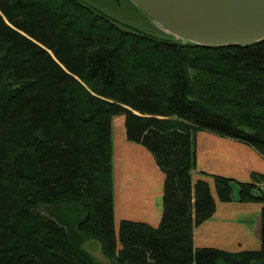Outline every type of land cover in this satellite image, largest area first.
Returning <instances> with one entry per match:
<instances>
[{"label":"trees","instance_id":"1","mask_svg":"<svg viewBox=\"0 0 264 264\" xmlns=\"http://www.w3.org/2000/svg\"><path fill=\"white\" fill-rule=\"evenodd\" d=\"M114 117L164 175L157 227L123 220L115 232ZM198 132L264 157V41L202 47L122 27L80 0H0V264H98L87 238L114 264H264L263 175L212 176L219 202L236 187L238 203L262 204L259 249L193 247L215 212L207 182L191 180Z\"/></svg>","mask_w":264,"mask_h":264},{"label":"crops","instance_id":"2","mask_svg":"<svg viewBox=\"0 0 264 264\" xmlns=\"http://www.w3.org/2000/svg\"><path fill=\"white\" fill-rule=\"evenodd\" d=\"M113 221L116 232L120 221L159 225L162 215L164 175L151 154L141 145L127 141L123 117L111 123ZM264 176V157L253 148L211 133L195 137V168L192 183L207 182L215 201V212L193 229V247L214 248L225 252L258 250L262 204L217 200L212 176L247 183L251 175Z\"/></svg>","mask_w":264,"mask_h":264},{"label":"water","instance_id":"3","mask_svg":"<svg viewBox=\"0 0 264 264\" xmlns=\"http://www.w3.org/2000/svg\"><path fill=\"white\" fill-rule=\"evenodd\" d=\"M127 1L174 42L232 48L264 41V0Z\"/></svg>","mask_w":264,"mask_h":264},{"label":"rangeland","instance_id":"4","mask_svg":"<svg viewBox=\"0 0 264 264\" xmlns=\"http://www.w3.org/2000/svg\"><path fill=\"white\" fill-rule=\"evenodd\" d=\"M81 2L92 7L98 13L106 16L115 23L125 25L143 34L152 35L155 37H164L165 35L154 28L150 20L138 11L127 0H80ZM237 196V189L233 187L231 198ZM40 215L47 219L60 220L67 217V210L63 205H40L35 209ZM70 221H74V217ZM69 225V224H67ZM118 226V225H117ZM118 227L116 228L117 231ZM119 248V246H118ZM82 249L87 252L98 264H114L107 259L101 251V245L98 240L94 238H87L82 246Z\"/></svg>","mask_w":264,"mask_h":264}]
</instances>
